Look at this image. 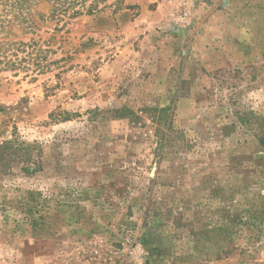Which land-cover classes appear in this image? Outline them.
I'll use <instances>...</instances> for the list:
<instances>
[{"label":"rangeland","instance_id":"1","mask_svg":"<svg viewBox=\"0 0 264 264\" xmlns=\"http://www.w3.org/2000/svg\"><path fill=\"white\" fill-rule=\"evenodd\" d=\"M6 9L0 264H264V0Z\"/></svg>","mask_w":264,"mask_h":264},{"label":"trees","instance_id":"2","mask_svg":"<svg viewBox=\"0 0 264 264\" xmlns=\"http://www.w3.org/2000/svg\"><path fill=\"white\" fill-rule=\"evenodd\" d=\"M40 1H44L49 6V17L60 19L65 15H68V17L77 16L83 11H85L86 13H91L97 9L98 3L102 0H91L87 5L85 4L87 0H0V5L8 7L9 10L6 9V12L8 13H11L12 10H14L15 23H19L31 30L33 27L31 15L34 11V6ZM5 26V19H0L1 35L5 34ZM7 44L8 42L2 41L0 42V47L2 48ZM158 111L164 112L168 111V109L160 108ZM259 143L261 145V148L264 150V137L259 138ZM8 144L9 142L5 143V145ZM256 166L260 168V172L262 173L264 169V154L259 156V161ZM26 170L33 171L34 169L29 168ZM263 177L264 176H260V178ZM259 197L261 198L259 204H256L255 206L250 205V208L244 211L245 217L242 222L245 230L251 229L250 237H252V239H257L258 235L264 229V195L259 194Z\"/></svg>","mask_w":264,"mask_h":264}]
</instances>
